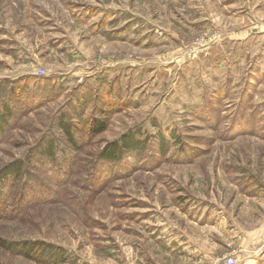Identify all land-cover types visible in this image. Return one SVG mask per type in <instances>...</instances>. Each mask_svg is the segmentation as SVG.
Instances as JSON below:
<instances>
[{"label": "rangeland", "instance_id": "1", "mask_svg": "<svg viewBox=\"0 0 264 264\" xmlns=\"http://www.w3.org/2000/svg\"><path fill=\"white\" fill-rule=\"evenodd\" d=\"M1 103L0 170L46 138L57 156L6 184L0 240L64 264H264V0H0ZM130 131L164 151L96 161Z\"/></svg>", "mask_w": 264, "mask_h": 264}, {"label": "trees", "instance_id": "2", "mask_svg": "<svg viewBox=\"0 0 264 264\" xmlns=\"http://www.w3.org/2000/svg\"><path fill=\"white\" fill-rule=\"evenodd\" d=\"M9 104H0V130L5 128L10 117L13 116L12 109ZM56 127L60 131L61 137L66 143L74 150L77 146L79 130L73 125H69L65 122L64 117H60L57 120ZM104 122L95 120L90 125V132L93 135H97L104 131ZM141 133L138 132H127L110 143L104 145L100 153L97 156L96 161L102 166L107 168L112 165L120 164L124 161L129 154L140 155L146 149L148 142L151 139H141ZM174 138V136H172ZM155 142L158 143L161 152L164 151L166 146V140L159 134L154 137ZM152 139L151 141H154ZM57 140L53 138H46L43 142L28 152L24 160H16L0 170V197L5 192V186L7 183L25 180V177L29 175L24 169L31 164L32 157L39 155V158L53 161L57 156ZM0 248L17 256H21L25 259L32 260L39 264H64L65 250L59 246L45 243L42 241H17V242H6L0 240Z\"/></svg>", "mask_w": 264, "mask_h": 264}, {"label": "built area", "instance_id": "3", "mask_svg": "<svg viewBox=\"0 0 264 264\" xmlns=\"http://www.w3.org/2000/svg\"><path fill=\"white\" fill-rule=\"evenodd\" d=\"M218 263V262H217ZM224 263L225 264H234V260L231 258V257H227L225 260H224Z\"/></svg>", "mask_w": 264, "mask_h": 264}, {"label": "bare ground", "instance_id": "4", "mask_svg": "<svg viewBox=\"0 0 264 264\" xmlns=\"http://www.w3.org/2000/svg\"><path fill=\"white\" fill-rule=\"evenodd\" d=\"M190 70V69H189Z\"/></svg>", "mask_w": 264, "mask_h": 264}]
</instances>
